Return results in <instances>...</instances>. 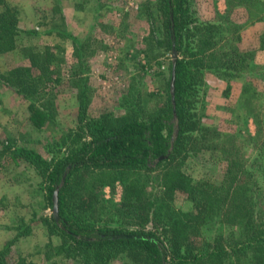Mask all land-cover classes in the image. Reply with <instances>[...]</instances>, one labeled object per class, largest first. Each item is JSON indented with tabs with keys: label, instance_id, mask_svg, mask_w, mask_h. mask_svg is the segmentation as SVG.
I'll return each mask as SVG.
<instances>
[{
	"label": "trees",
	"instance_id": "trees-1",
	"mask_svg": "<svg viewBox=\"0 0 264 264\" xmlns=\"http://www.w3.org/2000/svg\"><path fill=\"white\" fill-rule=\"evenodd\" d=\"M231 4L244 7L251 23L264 21V0H232ZM138 10L151 21L156 14L161 17V36L153 44L159 55L171 54L172 43L178 53L174 104L170 71L167 75L159 71L165 77L160 103L151 101L156 95L143 93L132 77L122 95L112 100V108L105 105L89 114L86 52L91 38L73 37L76 62L70 75L78 101L77 129H69L67 137L76 136L77 145L58 158L52 156L51 162L24 146L25 141L8 148L12 160L30 163L44 176L50 204L61 183L59 219L53 215L43 219L50 237L61 236L58 244L49 238L44 245L47 264L71 258L80 264L115 260L119 264H264V95L246 85L241 88L232 108L235 128L228 132L203 125L201 116L209 75L229 82L264 74L263 67L252 62L255 51L239 45L243 25L219 13L202 18L196 0H145ZM17 15V8L0 0V54L16 49L17 36L35 32L20 29ZM55 35L68 34L57 30ZM258 45L264 51V30ZM20 52V62L0 72V85L27 102L32 129L56 127L57 108L47 95L58 82L51 66L57 55L49 48L39 52L28 46ZM248 118L254 134L247 128ZM174 123L177 133L171 142ZM213 146L225 163L220 180L208 176L194 180L185 170L186 162ZM116 181L121 184V202L107 209L95 189L109 186L113 191ZM177 191L191 203L190 211L173 204ZM149 220L161 228L162 239L152 231L108 225ZM25 235L27 231L21 229L5 242L0 264L11 263L10 248ZM18 262L39 264L22 257Z\"/></svg>",
	"mask_w": 264,
	"mask_h": 264
},
{
	"label": "rangeland",
	"instance_id": "rangeland-1",
	"mask_svg": "<svg viewBox=\"0 0 264 264\" xmlns=\"http://www.w3.org/2000/svg\"><path fill=\"white\" fill-rule=\"evenodd\" d=\"M5 1L9 6L17 8L19 20L32 23L31 28L25 31L33 29L32 31L36 32V34L26 32L17 36V45L20 37L25 36L24 38H32L34 41V45L28 46L33 50L44 52L49 48L57 55L51 66L58 82L51 85L47 98L53 100L56 105L58 125L56 127L46 125L41 130L32 129L28 119L27 102L14 93L4 91L5 88L0 85V250L7 240L24 229L27 235L20 237L10 248V264H20L18 260L21 257L26 261L47 264L44 245L49 238L56 245L61 237L60 235L50 237L43 221L52 215V198L50 204L47 200V191L44 189L45 181L42 179L44 176L39 174L37 167L23 163L22 160H12V153L8 148L12 146L13 149L25 141L24 146L32 148L43 159L51 162L52 156L58 158L77 145L76 136L67 137L69 129H77L78 107L74 80L70 75L76 62L71 38L77 36L91 38L88 42L92 45L86 52V73L90 76L88 96L92 109L89 114L105 105L112 108V100L122 95L132 77L137 79L143 93L156 95L151 101L160 103L158 95L164 94L165 77L158 75L157 72L162 71L166 75L169 73L171 54L161 56L156 46L153 47L161 36V17L156 14L154 21H151L146 12H138L145 0ZM231 3L232 0H196V9L204 19L215 18L216 13H219L242 24L239 45L252 53L255 51L252 62L263 67L261 71L264 72V51L258 49V36L264 28V21L259 22V26L248 29L249 24L256 22L249 21L244 7ZM92 22L94 28L87 32ZM50 29L53 33H47ZM57 30L66 32L67 37L56 36ZM147 48H151V51L148 52ZM20 53L17 55H21ZM4 59L5 62H0V72H5L11 63L20 62L15 56ZM156 60L161 65H157ZM245 85L264 95V74L236 78L229 82L220 81L209 75L204 106L201 110L202 124L223 132L235 128L231 123L232 108L241 88ZM246 125L249 132L254 134L255 126L251 118L247 119ZM23 134L28 136L21 139ZM224 168L225 163L217 154L215 146L199 153L196 158H190L185 164L186 172L194 180L208 176L217 182ZM95 193L100 203L106 205L107 209H113L112 205H119L121 202L119 181H116L113 191L109 186H104L95 189ZM173 204L184 211L192 209L191 203L180 191L175 193ZM105 217L108 218L107 214ZM108 225L122 227L125 231H152L161 239L164 237L161 228L154 225L151 220L136 225L120 226L114 223ZM60 262L80 264V260L75 258L61 259ZM109 264L119 262L115 260Z\"/></svg>",
	"mask_w": 264,
	"mask_h": 264
},
{
	"label": "water",
	"instance_id": "water-1",
	"mask_svg": "<svg viewBox=\"0 0 264 264\" xmlns=\"http://www.w3.org/2000/svg\"><path fill=\"white\" fill-rule=\"evenodd\" d=\"M177 59V51L174 48V43H172L171 47V70H170V83H169V90H170V95L172 99V104H174L173 100V88H174V80H175V62ZM175 113L173 112V120L175 121ZM175 130L173 131L172 137H171V142L176 136L177 133V125L174 123ZM61 186V183L56 186V188L53 191L52 194V215L56 221H58L59 216H58V197H57V192L59 187ZM60 225V224H59ZM62 227V226H61Z\"/></svg>",
	"mask_w": 264,
	"mask_h": 264
},
{
	"label": "crops",
	"instance_id": "crops-1",
	"mask_svg": "<svg viewBox=\"0 0 264 264\" xmlns=\"http://www.w3.org/2000/svg\"><path fill=\"white\" fill-rule=\"evenodd\" d=\"M32 8V7H31ZM19 10H20V8H19ZM31 22L30 21H22V20H18V26H19V28L20 29H23V30H26V29H29V28H31L30 26H31ZM93 24V22L91 23V24H89V26H88V30H87V32H89V30H91V28L94 26V25H92ZM29 26V27H28ZM253 26H259V22H256L255 24H249L247 27H248V29L249 28H252ZM246 27V28H247ZM42 28V27H41ZM94 28V27H93ZM33 30V29H32ZM264 30V28L260 31V33L262 32ZM33 33H35L36 34V32H33ZM259 34V33H258ZM25 36H23V37H20V39H19V45H17L18 47L15 49V50H13V51H9V52H6V53H2V54H0V62L1 61H3V62H5V57H12V56H15L16 58H17V61L20 59V55L18 54L17 55V53H20V49L22 48V47H27V46H29L30 44H33L34 45V41L32 40V38H30V39H28V38H24ZM78 37V36H77ZM16 52V53H15ZM21 60V59H20ZM16 61V60H15ZM10 62H12V61H10ZM9 62V63H10ZM11 64H13V63H11ZM2 86V88H5L4 89V91H7V92H9V93H13L10 89H8L7 87H5V86H3V85H1Z\"/></svg>",
	"mask_w": 264,
	"mask_h": 264
}]
</instances>
